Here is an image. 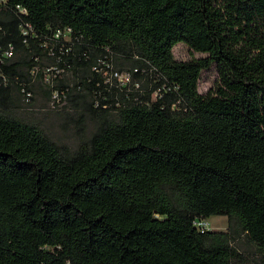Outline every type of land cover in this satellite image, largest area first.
<instances>
[{"label": "trees", "instance_id": "16d2710c", "mask_svg": "<svg viewBox=\"0 0 264 264\" xmlns=\"http://www.w3.org/2000/svg\"><path fill=\"white\" fill-rule=\"evenodd\" d=\"M0 264H264V0H0Z\"/></svg>", "mask_w": 264, "mask_h": 264}, {"label": "rangeland", "instance_id": "374dc122", "mask_svg": "<svg viewBox=\"0 0 264 264\" xmlns=\"http://www.w3.org/2000/svg\"><path fill=\"white\" fill-rule=\"evenodd\" d=\"M60 35H57L59 38ZM64 40L70 41L69 33L63 35ZM174 55L177 60L187 61L193 56L199 57V54H193L186 46L178 45L174 49ZM109 75V74H108ZM218 72L216 67H211L209 70L203 71L199 82V92L201 94L209 93L216 86ZM47 80V77H46ZM120 81L124 84L126 80L121 77ZM37 104L43 100V94L40 92L35 96ZM46 112V113H45ZM31 120L40 122V126L45 133L56 143L66 145L74 149L77 146L76 128L79 116L75 115L72 110H68L64 101L60 100L56 94L52 100L46 97V110L36 106L28 112ZM88 131L86 134L88 135ZM199 230L211 232H226L229 228V220L225 216H214L210 219L199 220L195 223Z\"/></svg>", "mask_w": 264, "mask_h": 264}, {"label": "built area", "instance_id": "2783aa9c", "mask_svg": "<svg viewBox=\"0 0 264 264\" xmlns=\"http://www.w3.org/2000/svg\"><path fill=\"white\" fill-rule=\"evenodd\" d=\"M59 35V34H58ZM6 57H10L11 56V53H6V55H5ZM124 79H126V77H123ZM28 96H30V95H28ZM201 231H204V230H201Z\"/></svg>", "mask_w": 264, "mask_h": 264}, {"label": "bare ground", "instance_id": "6f19581e", "mask_svg": "<svg viewBox=\"0 0 264 264\" xmlns=\"http://www.w3.org/2000/svg\"><path fill=\"white\" fill-rule=\"evenodd\" d=\"M207 222V220H205Z\"/></svg>", "mask_w": 264, "mask_h": 264}, {"label": "water", "instance_id": "95a60500", "mask_svg": "<svg viewBox=\"0 0 264 264\" xmlns=\"http://www.w3.org/2000/svg\"><path fill=\"white\" fill-rule=\"evenodd\" d=\"M209 232H211V231H209Z\"/></svg>", "mask_w": 264, "mask_h": 264}]
</instances>
